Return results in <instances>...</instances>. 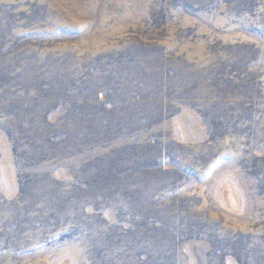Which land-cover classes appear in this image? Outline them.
I'll return each instance as SVG.
<instances>
[{"label":"rangeland","instance_id":"1","mask_svg":"<svg viewBox=\"0 0 264 264\" xmlns=\"http://www.w3.org/2000/svg\"><path fill=\"white\" fill-rule=\"evenodd\" d=\"M0 264H264V0H0Z\"/></svg>","mask_w":264,"mask_h":264}]
</instances>
